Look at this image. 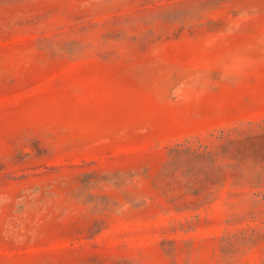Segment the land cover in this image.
Masks as SVG:
<instances>
[{"label":"rangeland","instance_id":"1","mask_svg":"<svg viewBox=\"0 0 264 264\" xmlns=\"http://www.w3.org/2000/svg\"><path fill=\"white\" fill-rule=\"evenodd\" d=\"M0 264H264V0H0Z\"/></svg>","mask_w":264,"mask_h":264}]
</instances>
